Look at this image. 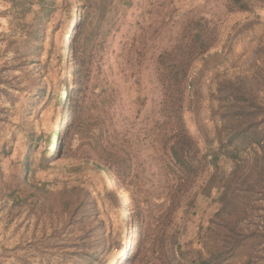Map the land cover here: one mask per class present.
Masks as SVG:
<instances>
[{"label": "trees", "instance_id": "obj_1", "mask_svg": "<svg viewBox=\"0 0 264 264\" xmlns=\"http://www.w3.org/2000/svg\"><path fill=\"white\" fill-rule=\"evenodd\" d=\"M6 2L7 26L0 33V95L18 102L23 114L34 108L40 121L53 102L60 117L57 127L45 136L36 132L33 120L25 122L28 152L21 165L29 169L40 143L48 147L56 137L60 154L71 151L73 170L112 174L119 189L135 192L143 185L141 174L148 168V158L162 173L161 193L154 198L155 210L136 224L138 245L127 264H228L235 257L240 264H257L255 252L263 234L252 221L264 194V60L262 78L223 79L218 100L224 104L219 106L221 111L213 110L219 123L212 136L200 124L191 129L184 112L195 110L199 78L191 77L192 70L196 62H207L218 53L213 49L220 37L207 16L189 11L176 42L154 55L164 120L156 129L142 127L132 133L126 124L118 128L119 89L110 79L112 68L109 72L103 68L111 60L112 39L124 23L131 0ZM225 6L249 12L260 7L249 0H233ZM72 8L82 16L69 34L66 26L73 18ZM144 33L136 50L132 42L123 43L126 62L140 58L141 63L146 58ZM65 34L70 58L64 52ZM69 59L75 63L72 79L77 88L67 85ZM52 76L57 83L50 80ZM73 139L77 145L71 149ZM214 189L220 206L208 226L198 232V247L193 241L182 244L184 225L194 214L197 196L210 197ZM106 245L104 256L110 246ZM88 255L97 259L93 253Z\"/></svg>", "mask_w": 264, "mask_h": 264}, {"label": "rangeland", "instance_id": "obj_2", "mask_svg": "<svg viewBox=\"0 0 264 264\" xmlns=\"http://www.w3.org/2000/svg\"><path fill=\"white\" fill-rule=\"evenodd\" d=\"M58 1L64 4L86 2ZM232 1L131 0L124 23L112 39L111 60L103 65L107 72L112 68L110 79L119 89L116 103L119 129L126 124L132 133L142 127L151 131L164 120L154 55L176 42L183 21L191 11L201 12L216 25L220 42L213 49L218 51L215 56L194 65L191 77L199 78L194 95L195 110L186 109L184 117L191 129L200 124L213 135L214 126L219 123L213 110L221 111L223 107L219 106L224 104L218 100V88L223 79L236 80L248 75L254 80L263 76L260 67L264 60V0H249L260 6L252 12L230 10L225 5ZM6 8V0H0V33L7 26ZM72 16L66 26L69 34L74 32L82 15L72 8ZM142 33L148 37L146 58L141 63L140 58L126 62L127 50L123 49V43L132 42L136 50ZM65 38L64 52L70 58V40L67 35ZM68 61L67 85L77 88L79 84H73L72 79L75 63ZM50 80L57 83L54 76ZM225 94L226 90L223 98ZM18 107V102L13 104L8 96L0 95V264H127L138 245L136 224L155 210L153 203L161 193L162 173L150 165L147 158L148 168L141 174L143 185L139 190L119 189L112 174L89 168L73 170L71 151L60 154L56 137L48 147L40 143L27 169L21 165L28 152L23 130L25 122L33 120L36 132L45 136L51 128L57 127L60 117L53 102L41 116L42 121L35 118L34 108L23 114ZM76 145L77 140H71V149ZM44 155L51 159H43ZM218 194L214 189L210 197L197 196L194 214L184 225L182 244L193 241L192 245L198 247V232L208 226L220 206ZM257 205L258 216L252 222L260 225L263 236L254 260L264 264L263 193ZM105 242L110 246L104 256ZM86 252L93 253L97 259L91 260ZM228 264H240V258L235 257Z\"/></svg>", "mask_w": 264, "mask_h": 264}]
</instances>
